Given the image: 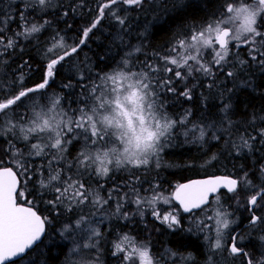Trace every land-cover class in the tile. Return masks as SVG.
<instances>
[{"label":"snow or ice","instance_id":"obj_1","mask_svg":"<svg viewBox=\"0 0 264 264\" xmlns=\"http://www.w3.org/2000/svg\"><path fill=\"white\" fill-rule=\"evenodd\" d=\"M190 2L104 0L73 46L59 31L41 41L51 21L29 18L30 12L47 16L52 0H13L0 8V264H35L29 253L45 236L52 239L57 233L67 241L62 264H102L101 246L108 243L114 222H129L137 215L143 221L147 209L180 240L202 236L209 250L205 264H218L216 257L224 253L225 260L264 264V254L253 259L245 250L246 237L232 228L235 212L225 203L235 200L237 208L243 207L250 214V231L259 230L264 242V215L257 214L264 208V156L257 158L264 150V115L253 109L242 123L232 118L241 91L264 94L252 79L256 71L264 73V0H219L210 14L192 22L186 19ZM84 3L69 7L75 12ZM129 10L143 13L146 21L135 45L124 39L138 27L120 14ZM68 14L65 10L62 15ZM106 14L119 26L115 36L107 33L119 60L108 58L113 66L105 71L89 66L86 57L71 65L60 92L50 94L65 62L86 45ZM17 19V28L9 32ZM159 32L167 37L154 46L150 37ZM23 41H34L42 51V80L31 87H24L32 71L29 59L13 67L24 55ZM242 48L246 58L239 54ZM99 60L106 63L104 56ZM219 76L233 86H221ZM198 87L207 88L209 95L221 89L214 93L221 101L216 120L201 116L193 121L190 107L179 115L169 111L192 102ZM208 99L201 91L200 104L210 109ZM213 141L223 144L209 155ZM190 146H198L201 157H207L202 167L223 157L232 162L233 171L177 182L165 195L160 171L177 166L165 157L185 147L191 151ZM237 160L252 163L237 166ZM179 166L195 168L196 162L181 161ZM253 169L260 175L259 185L251 179ZM28 183L32 189L23 190ZM242 192L248 193L243 204ZM37 201L46 205L47 215L38 213ZM161 203L178 207L162 213ZM111 249L120 264H197L190 251L165 247L155 255L150 241H137L128 232L118 234Z\"/></svg>","mask_w":264,"mask_h":264},{"label":"trees","instance_id":"obj_2","mask_svg":"<svg viewBox=\"0 0 264 264\" xmlns=\"http://www.w3.org/2000/svg\"><path fill=\"white\" fill-rule=\"evenodd\" d=\"M6 0H3L0 3V8H3ZM56 5L54 8L48 9V15L36 16L35 14L29 13V18L33 21H38L39 19H48L51 21V26L44 31L40 35L41 41H44L48 37H50L54 32L59 31L61 35L66 38L68 44H72V46L76 43H79V39L82 34V29L87 27L95 16L98 14L97 4L104 2V0H85L84 7L77 8L75 12L69 7L72 4H79V0H55ZM219 0H191L190 7L186 13V19L189 22L199 21L201 18L206 17L210 14L216 7ZM67 10L68 15H62L63 12ZM120 14L127 15L130 17L128 24L138 25V27L132 28L131 36L124 37L125 40L131 39L133 45L138 44L139 41L134 39L135 35L142 30L143 24L146 22L144 19L143 13H138L136 10H129L127 13L121 11ZM148 19H151V14L148 15ZM19 24V20L17 19L10 26L9 32L11 30L16 29ZM71 25V27H69ZM119 30V26L116 25L115 21L111 19L109 15L106 14L105 18L98 25V28L93 30L90 34V37L85 46L79 51L78 54H75L71 58V62H65V66L61 68L60 73L56 77V82L52 84V86L48 89V92L51 94L53 91L59 93L61 85L66 83L69 79L68 73L71 69V65H80L85 62L86 57L88 58L89 66H95L97 70L103 69L105 71H109L113 66L108 58L116 56L118 51L117 47L110 44V40L112 37L108 36L107 33L111 32L113 36L117 34ZM167 37L166 32H159L155 35V37H150L151 43L154 46H159L164 42ZM102 40L103 43L99 41ZM26 45L24 49V55L16 58L13 62V67L16 64L22 62L23 59H29V62L32 66V71L28 72L27 78L24 83V87H31L36 83L41 82L42 73H43V63H42V51L36 49L33 41V45H29L27 41H23ZM110 49V50H109ZM126 50V49H125ZM19 49H17V52ZM151 51V49H148ZM104 56L105 61L107 63H102L99 60V57ZM241 57L247 56V53L241 52ZM142 58V57H141ZM116 60H119V56H116ZM227 70V69H226ZM3 72V69H0V73ZM252 79L255 81L256 85L259 89L264 90V73H260L256 71L252 75ZM218 80L221 86L232 87V83L225 79L224 76H219ZM180 90H183L182 88ZM220 88L213 90V95H209V91L207 88H197L195 90V98L192 102H186L181 106L180 104H176L175 108L169 109L170 112H173L177 115L182 113L186 108H192L194 115L192 117L193 121L198 120L201 116H207L209 121L216 120L219 108L218 106L221 104L219 98H216L214 93L220 91ZM77 92L79 89L76 90ZM204 92L206 96H209L208 104L211 105L210 109L204 108L200 104V93ZM75 95L72 99H75ZM169 102H172V99H169ZM244 105H247V111L244 110ZM75 106V105H74ZM256 110L259 115H264V94H260L259 92H252L251 90H243L239 95V102L235 103V115L232 117L237 123H242L243 120H246L249 116V113ZM210 113V114H209ZM260 126L264 127V124ZM235 131V130H234ZM239 131H243V128H240ZM251 131V129H249ZM212 147L208 150V154L210 155L212 152H216L217 149L223 144L221 141L219 144L216 142H211ZM78 147V146H77ZM191 151H188L187 147L183 150H180L175 153H169L165 157V162L175 163L176 167L166 168L160 171V180L163 182L161 191H171V186L177 182L187 181L192 178L205 177L211 175H227L233 171L232 162L225 161L223 157H221L220 163H213L212 166L202 167L203 159L207 157H201L200 151H198V146H190ZM75 149H73V152ZM261 156H264V150L260 154L257 155L259 159ZM195 160L196 167L195 168H184L180 167L181 161ZM236 165L239 166L241 163H246L247 166H251V160L249 161H235ZM11 166V165H9ZM155 172H153V176ZM151 180L152 177L150 176ZM251 179L254 184L259 185L261 183L260 175L256 172L255 169L251 172ZM32 183H28L25 191H30L32 189ZM145 188L148 185L144 186ZM247 194L242 192L240 194V202L243 204L247 199ZM28 199H33L32 196H29ZM23 202V201H21ZM225 203L231 205V210L235 212V216L238 218V225L235 229H240L239 234L245 236L246 239L242 242L245 246V250L252 254L253 259L258 258L262 254H264V242H261L259 236L262 234L259 230L250 231L247 224V217H249V213L244 210L243 207L237 208V204L235 200H226ZM175 205V204H174ZM46 205L37 201L36 202V210L41 215H47L48 213L45 211ZM175 207H177L175 205ZM262 209V208H260ZM257 213L258 215H262L261 212ZM132 211V210H130ZM116 229L118 231L128 232L130 235H134L135 238L139 241H150L153 249L163 251L165 247H171L174 250H178L182 253L192 252L194 254V258L197 261V264H202L205 259L206 248L204 247L202 241L197 240L196 237H191L190 239L185 238L180 240L177 236H173L169 233V231L165 228V226L159 224L154 221V219L150 216L148 212L145 211V216L143 221L135 216L132 221L124 222V221H115ZM145 225H147L145 227ZM245 225V226H244ZM244 226V227H243ZM59 227V225H57ZM159 228L160 231L157 232L156 229ZM51 235V233H50ZM61 238L59 234H55V236L50 239L49 236H45L43 238V243L37 245L35 249L31 253H29V258L35 261V264H62L64 259V253L67 250V241H58ZM108 240V239H106ZM109 242V240H108ZM107 244H103L102 248L106 249L105 253L108 254ZM224 258L227 256V253H224ZM230 258V257H229ZM225 264H241V259L237 258L235 261L231 260L228 262L225 260ZM27 262V261H26ZM107 262V261H106Z\"/></svg>","mask_w":264,"mask_h":264},{"label":"rangeland","instance_id":"obj_3","mask_svg":"<svg viewBox=\"0 0 264 264\" xmlns=\"http://www.w3.org/2000/svg\"><path fill=\"white\" fill-rule=\"evenodd\" d=\"M5 2H7V3H5V4H8V3H12L13 2V0H6ZM52 7H50L49 9H51V8H54V6L56 5V1L55 0H52ZM5 6V5H4ZM68 44V43H67ZM69 46H72V44L70 45V44H68ZM241 52H243V53H247V49H245V48H242V49H240L239 50V54L241 55ZM164 192V194L165 195H168V193L170 192V191H163ZM173 206H175L174 204L173 205H165V204H163V203H161V204H159L158 205V207L160 208V210H161V212L163 213V212H165V211H169L170 209H171V207H173ZM134 205L133 206H129L128 207V210L130 211V210H133L134 209ZM146 212H148L149 214H150V216L152 217V215H151V209H147L146 210ZM260 212H261V214L262 215H264V208H262V209H260ZM137 217H139L138 215H137ZM140 218V217H139ZM153 218V217H152ZM234 219H236V224H234L233 226H232V228L234 229V230H236L235 228L237 227V225H238V218L235 216L234 217ZM115 223V222H114ZM184 223H185V225H187V223H188V221H187V218H185V220H184ZM101 227L103 228L104 227V225H101ZM123 231H118L116 228H113L112 229V234L111 235H109V236H107L106 237V239H108L109 240V242H108V244H107V251H108V254L107 253H105V250L106 249H104V248H102V256H101V262H102V264H120V261H119V258L118 257H113L112 255H111V245H112V242L117 238V236H118V234H120V233H122ZM131 236H133V237H135L134 235H131ZM59 240L58 241H63L61 238H58ZM227 239V238H226ZM107 240V241H108ZM200 240L202 241V243H203V237L201 236L200 237ZM137 241H139V240H137ZM102 246H103V244H102ZM101 246V247H102ZM206 248V247H205ZM152 252L155 254V255H159L160 253H162L163 251H160V250H156V249H153V247H152ZM208 252H209V250L206 248V254H205V259H204V262L202 263V264H205V260H206V258H207V255H208ZM65 254V253H64ZM226 254V253H225ZM216 260H217V262H218V264H225V258H224V256L223 255H220V256H217L216 257ZM231 258H228L227 259V261L228 262H231ZM107 261V262H106ZM24 264H27V262L25 261L24 262ZM137 264H138V261H137Z\"/></svg>","mask_w":264,"mask_h":264},{"label":"water","instance_id":"obj_4","mask_svg":"<svg viewBox=\"0 0 264 264\" xmlns=\"http://www.w3.org/2000/svg\"><path fill=\"white\" fill-rule=\"evenodd\" d=\"M207 176H205V177H198V178H192V179H189V180H193V179H203V178H206ZM188 181V180H187ZM187 181H184V182H187ZM181 183H183V182H181ZM178 206V205H177ZM237 233H239V230H237L236 231Z\"/></svg>","mask_w":264,"mask_h":264},{"label":"bare ground","instance_id":"obj_5","mask_svg":"<svg viewBox=\"0 0 264 264\" xmlns=\"http://www.w3.org/2000/svg\"><path fill=\"white\" fill-rule=\"evenodd\" d=\"M183 182H184V181H183ZM176 206H177V205H176ZM177 207H178V206H177ZM244 226H245V225H244ZM244 226H243V227H244ZM237 230H239V231H240V229H236V231H237Z\"/></svg>","mask_w":264,"mask_h":264},{"label":"flooded vegetation","instance_id":"obj_6","mask_svg":"<svg viewBox=\"0 0 264 264\" xmlns=\"http://www.w3.org/2000/svg\"><path fill=\"white\" fill-rule=\"evenodd\" d=\"M236 231V230H235Z\"/></svg>","mask_w":264,"mask_h":264}]
</instances>
